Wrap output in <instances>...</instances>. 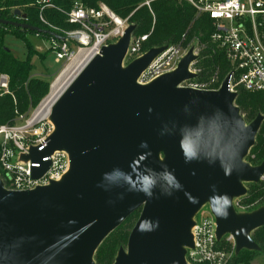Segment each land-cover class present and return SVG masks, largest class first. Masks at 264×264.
Listing matches in <instances>:
<instances>
[{
	"label": "water",
	"instance_id": "obj_1",
	"mask_svg": "<svg viewBox=\"0 0 264 264\" xmlns=\"http://www.w3.org/2000/svg\"><path fill=\"white\" fill-rule=\"evenodd\" d=\"M135 28L128 24L81 68L52 105L45 148L31 146L20 156L41 161L64 150L69 169L63 177L11 190L0 174V264H96L101 243L138 209L114 264H190L192 229L204 206L215 218L217 241L231 235L236 254L261 251L252 233L264 227V204L239 212L234 200L264 175V161L247 160L263 114L247 122L228 79L217 90L180 86L196 76L189 70L197 58L193 47L173 71L139 83L167 45L126 63ZM49 166L42 163L32 176Z\"/></svg>",
	"mask_w": 264,
	"mask_h": 264
},
{
	"label": "built area",
	"instance_id": "obj_2",
	"mask_svg": "<svg viewBox=\"0 0 264 264\" xmlns=\"http://www.w3.org/2000/svg\"><path fill=\"white\" fill-rule=\"evenodd\" d=\"M189 3L198 16L206 14L212 21L210 47L206 43L193 41L184 46L182 41L167 45V48L142 72L138 82L147 84L156 77L173 71L181 58L193 47L197 58L191 62L189 70L196 76L180 84L182 87L195 89L217 90L225 79H228V89L232 92L245 90L260 93L264 97V0H179ZM149 5V0L145 2ZM114 16L121 21L117 24ZM67 20L78 25L73 31L64 32L61 40H51L50 47L59 62H84L83 67L94 57L102 46L111 43V36H121L127 27V19H121L106 5L99 8L87 7L75 0L73 7L67 12ZM120 28L116 33L111 29L112 23ZM78 36V38H75ZM185 36V35H184ZM183 36V37H184ZM148 35L132 37L126 62L142 55L141 46ZM75 47L77 49H75ZM212 58L211 69L204 76L206 66L202 62ZM215 59V60H214ZM226 71H222L223 63ZM8 91V76H0V92ZM36 111L27 119L23 115L15 124L0 125V169L3 172V182L11 190H30L40 185H48L52 180H60L69 169V156L66 151H55L45 155L41 161H23L21 154L29 152L31 146H38L42 151L47 138L53 131L49 120L50 111ZM264 116V113H262ZM264 122V119H263ZM262 122V123H263ZM262 125V124H261ZM264 139V128L262 130ZM50 162L47 171L34 178V168H39L44 162ZM260 183H264V175ZM237 211H245L240 198L234 200ZM209 208V207H208ZM194 248L188 249L186 258L190 264H228V255L220 247L216 238V221L210 209L200 212L195 217L192 229ZM226 238L233 242V237Z\"/></svg>",
	"mask_w": 264,
	"mask_h": 264
},
{
	"label": "trees",
	"instance_id": "obj_3",
	"mask_svg": "<svg viewBox=\"0 0 264 264\" xmlns=\"http://www.w3.org/2000/svg\"><path fill=\"white\" fill-rule=\"evenodd\" d=\"M75 0H0V20L24 22L36 26L44 31L38 33L30 29H21L11 24L0 23V76H8V91L0 92V125L15 124L19 117H27L30 109L47 94L50 82L42 77L32 75L34 63L32 56L36 50L28 44V54L25 59L17 58L5 44V35L11 34L27 41V34H37L48 37L50 40H61L67 31H73L78 25L68 22L67 12L73 7ZM87 7L99 8L106 5L121 19H127L129 24L136 26L133 37L147 34L146 41L142 43L141 52L144 53L152 47L177 44L182 41L188 46L195 40L200 44L206 43L208 48L204 52H211L212 21L206 15L198 16L196 10L187 2L179 0H78ZM19 9L22 18L15 13ZM185 35V36H184ZM184 36V37H183ZM48 50H52L50 47ZM43 57L44 54L42 53ZM215 60V59H214ZM212 58L202 62L206 66L204 76L211 69ZM222 71H226L223 63ZM236 105L240 108L247 122H251L259 113H264V97L260 93H251L240 90L236 98ZM262 123L257 135L256 143L252 147L247 160L258 165L264 161V139L262 138ZM254 154V159L251 157ZM0 174L3 172L0 169ZM254 187V197L264 204V183H251ZM248 191V194H249ZM140 210L134 211L119 227L111 232L97 249L94 259L96 264H114L115 248L112 237L120 232L127 239L134 227ZM252 238L264 249V227L255 230ZM221 245V242H219ZM242 252H251L242 250Z\"/></svg>",
	"mask_w": 264,
	"mask_h": 264
},
{
	"label": "rangeland",
	"instance_id": "obj_4",
	"mask_svg": "<svg viewBox=\"0 0 264 264\" xmlns=\"http://www.w3.org/2000/svg\"><path fill=\"white\" fill-rule=\"evenodd\" d=\"M118 28H120V26L118 27L113 21L111 25V29L113 33H116L118 31ZM121 29L122 28H120V30ZM26 37H27V41L8 33L5 35V44L13 52V54L19 59L26 58L28 54V44H31L33 47H35L36 50L34 51L32 56V61L34 63V71L32 72V75L42 77L50 82V86L47 94L44 95L40 99V101L29 110L30 114L27 116L28 119L32 117L34 113H36V111H39L41 109L43 103L54 91V89H52L53 88L52 86L56 78H58V76L64 71V73L62 74L63 76L58 84L59 86L58 96H59L61 92L65 89V87L74 79L77 73L81 70V68L84 65V62L82 64H80V62L78 61L73 63H69V61L59 62L56 59L55 52L53 50H48L51 44V40L48 37H43L41 35L31 34V33L27 34ZM119 37L120 36H114V35L111 36L112 39L111 42H116ZM75 49L77 48L75 47ZM42 53L44 54V57ZM50 110H51L50 108H46L45 110H42L44 112L40 116H44L46 113L45 111H50ZM251 158L254 159V154ZM247 187L249 191L248 184ZM254 191H255L254 187H250L249 194L247 192V194L244 197L240 198V203L245 207L246 209L245 211H252L261 206V202L258 200V198H253L254 197L253 194L255 193ZM202 211L203 212L209 211L208 206H204L201 209V212ZM124 235H125L124 232L123 234L117 232L112 237V241L114 242L113 244L115 248V257L121 246L125 248L127 246L128 238L126 239ZM226 236L220 241L221 242L220 247L223 248L228 255V264H264V249H261V251H251V252L241 251L240 253L236 254L234 251V244L230 242L226 238Z\"/></svg>",
	"mask_w": 264,
	"mask_h": 264
},
{
	"label": "bare ground",
	"instance_id": "obj_5",
	"mask_svg": "<svg viewBox=\"0 0 264 264\" xmlns=\"http://www.w3.org/2000/svg\"><path fill=\"white\" fill-rule=\"evenodd\" d=\"M114 21L117 23V24H121V21L118 20L115 16H114ZM80 62V61H78ZM83 62H80V64H82ZM79 64V63H78ZM64 73V71L58 76V78H56V80L54 81L53 83V88L54 91L51 93V95L47 98V100L43 103V105L41 106V109L39 111H42V110H45L46 108H52V105L55 103L56 99L59 97L58 94H59V81L60 79L62 78V74ZM58 86V88H57ZM51 111V110H50Z\"/></svg>",
	"mask_w": 264,
	"mask_h": 264
},
{
	"label": "clouds",
	"instance_id": "obj_6",
	"mask_svg": "<svg viewBox=\"0 0 264 264\" xmlns=\"http://www.w3.org/2000/svg\"><path fill=\"white\" fill-rule=\"evenodd\" d=\"M225 203H227V199L225 198Z\"/></svg>",
	"mask_w": 264,
	"mask_h": 264
}]
</instances>
